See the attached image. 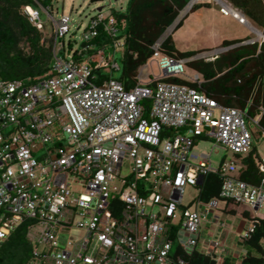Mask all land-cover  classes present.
Returning <instances> with one entry per match:
<instances>
[{"label": "built area", "instance_id": "1", "mask_svg": "<svg viewBox=\"0 0 264 264\" xmlns=\"http://www.w3.org/2000/svg\"><path fill=\"white\" fill-rule=\"evenodd\" d=\"M212 1L221 14L248 24L226 0H189L185 8ZM39 6L33 0L20 10L42 31ZM103 20L115 36L114 16L99 11L83 31L82 50L63 58L56 42L69 32L70 16L62 14L54 20L49 69L24 80L0 78V238L33 219L49 248L57 246L58 233L66 228L79 230L69 234L64 249L48 253L47 264H189L185 257L198 245L202 221L224 201L237 205L243 218L237 241H249L264 222V159L251 155L262 174L259 182L240 178L247 168L244 158L252 152L248 112L199 88L165 80L178 77L198 87L203 82L197 75L185 76L189 60L165 54L162 38L151 45L146 61L156 59L158 77L140 69L132 86L114 78L95 84V69L118 68L111 55H104L106 45L79 58L94 48L89 41ZM113 46L123 53L122 39H114ZM263 112L259 105L250 117L262 137ZM203 138L231 155L212 166L209 154L194 149L195 140ZM40 149L38 160L34 153ZM71 174L84 192L71 190ZM209 174L219 177L217 196L197 199L193 208L185 205V189ZM174 241L178 245L171 253Z\"/></svg>", "mask_w": 264, "mask_h": 264}, {"label": "trees", "instance_id": "2", "mask_svg": "<svg viewBox=\"0 0 264 264\" xmlns=\"http://www.w3.org/2000/svg\"><path fill=\"white\" fill-rule=\"evenodd\" d=\"M50 0H39L42 6H47ZM98 1V0H92ZM189 0H127L123 10L115 11L112 14L115 18L117 33L111 36L104 29V21L96 26V35L89 42L95 44L89 50L93 52L101 48L114 39H122L123 53L121 62L118 64L120 75L116 78L125 87L135 84L134 76L137 69L142 66L152 55L151 45L162 34L166 27L170 26L178 12L183 9ZM233 7L239 9L246 18L250 19L256 26L261 28L264 36V0H227ZM33 0H0V78L20 79L33 77L46 72L48 66L40 67L38 62V50L41 43V32L30 24L21 13L20 6L32 4ZM209 3H199L193 6H208ZM152 16V25H145L146 13ZM181 25V19L174 25L176 29ZM29 41L32 53L25 56L17 48L20 38ZM242 39L223 40V47L241 42ZM162 51L175 58L191 57L201 50L178 51L175 49L171 35L165 36L161 42ZM254 62L253 71L248 73L247 65ZM187 64L202 74L204 79L200 87L196 83L188 82L182 78L172 77L165 80L179 83H186L195 88H199L212 94L219 102L245 108L249 97L256 86L251 104L248 106V114L254 116L259 105L264 107V40L253 42L250 45H240L234 47L227 54L217 56L213 60H192ZM103 68L94 71L99 73L100 78L107 77L106 73H101ZM104 70V69H103ZM111 78V77H110ZM241 81L238 82L237 80ZM260 126L264 129V112L259 119ZM244 158L247 164L246 170L240 174V178L247 182H259L262 174L259 173L251 157ZM219 190V177L215 174L206 175L202 181L199 199L208 200L216 196ZM27 222L18 225L8 236L0 247V264H25L32 250L28 245ZM245 255L242 256L238 264H264V222L256 229L251 239L243 243ZM189 264H217L214 256H209L198 250H194L185 257ZM221 264H236L237 260L231 256L221 259Z\"/></svg>", "mask_w": 264, "mask_h": 264}, {"label": "rangeland", "instance_id": "3", "mask_svg": "<svg viewBox=\"0 0 264 264\" xmlns=\"http://www.w3.org/2000/svg\"><path fill=\"white\" fill-rule=\"evenodd\" d=\"M127 0H98V1H92V0H50L47 6H39L40 7V17L41 21L43 23V28L41 32V43L39 41L40 49L38 50V62L40 64V67H46L49 64L50 61V52L52 53L53 50V40H54V20H57L60 18L62 14H67L70 16L69 21V32L64 35V37L57 38L56 47L59 48L57 51L58 56L66 58L69 53H73L75 50L81 51L82 47L84 46L85 42H83V31L85 27L89 23L90 17L96 15L99 11L97 10L98 7H101L100 12L103 16H108L109 14H114L115 11L123 10L126 7ZM210 5L208 7H212L215 10L218 11V13H214L212 11L213 15L217 19L218 22V28L220 29V34L222 36H225V34L228 32L232 37H235L236 39H242L241 43L237 42L235 43L236 46H240L243 44L250 45L251 42H261L263 41V35L258 36L256 35L252 27H256L261 31V28L259 26H256L253 22L252 24H240L235 19H233L231 16H225L219 12L220 5L217 2H210ZM196 7H194L195 9ZM191 11V9H186L185 7L181 9L178 12V15L176 16L174 22L165 28V30L160 34L158 38H164L168 34L171 35V31H173L174 25L178 22V20L182 17L183 14L186 12ZM192 12V11H191ZM190 12V13H191ZM22 13V11H21ZM51 16H49L48 14ZM23 14V13H22ZM190 15V14H189ZM152 16L148 12L145 16V25L151 26L152 25ZM181 26V25H180ZM179 26V27H180ZM179 27H177L175 30H177ZM206 29H202L201 31L195 32L193 30H189L187 35L182 38V40H179L178 43H176L177 47L179 48H192V49H201V52L197 53L194 56H191L189 61L200 59V60H210V55H212V51L215 49H218V56L222 54H227L230 52L234 47L228 48V49H221L223 46L218 44H214L206 37ZM157 38V39H158ZM225 38V37H224ZM227 38V37H226ZM247 42L246 40H249ZM62 42H64V46H62ZM90 44L94 45L93 43L89 42ZM213 43V44H212ZM17 48L22 51V53L27 56L32 53V48H30L29 41L26 40L24 37L20 38L19 43L17 45ZM191 50V49H190ZM90 52L86 51L84 52L79 58L80 59H87L88 54ZM104 55L108 56L111 55L112 59L119 63L121 62V56L122 53L119 51L114 50L113 42H109L106 44V47L104 49ZM53 61V59H52ZM51 61V63H52ZM254 62L251 61L247 65L248 73L253 71ZM141 69V74L146 75L150 74L153 77H158L160 75V70L158 68L157 62L155 58H151L147 63H144L142 66H140L137 69V72ZM106 73L108 78H114L116 79L120 75L119 69L114 68H105L104 70H101V73ZM136 72V74H137ZM95 75V84H100L103 78H100L99 73L95 72L93 73ZM135 74V75H136ZM194 75H197L200 77V80L202 79V75L198 73L197 70H195L192 66L189 64H186L185 66V76L187 78H192ZM245 111L248 112V107L245 106ZM252 115L248 114V116L245 117V121L247 124V127L250 129V131L253 133V140H252V153H254L258 158L264 159V137L259 136L257 133V130L259 129L258 125H256L254 122L251 121L250 117ZM178 132L184 133L183 129H179ZM172 133H175L173 130ZM214 142L212 139L209 138H203V139H196L195 140V146L194 149L198 152H204L210 155V161L212 166H216L222 159L229 157L231 155V152H229L226 149L220 148V147H214ZM43 155V150L40 149L37 152L34 153V157L38 160H41ZM124 166V170H125ZM69 182H70V188L71 190L77 195L80 192H84V186L83 184L77 182V180L74 179L73 175H69ZM197 192L196 187L190 188L187 187L185 189V192L183 194V203L186 205L187 202L191 197L195 195ZM190 208H193V206H189ZM149 210V208H147ZM155 210V207L153 208ZM212 215L211 212L207 214V216L210 218ZM0 218H2V213H0ZM74 219H77L75 217ZM29 222H33L32 220ZM34 222H36L34 220ZM204 223V221H203ZM202 223V224H203ZM33 229L29 232V235L33 240H28V245L30 249L32 250L33 247L38 248L39 250L43 249L45 251L51 250V251H57L64 249L66 245V241L69 238V234L79 233V230H76L75 228L71 229H65L58 233V243L57 246L54 248H49L47 244L40 243L37 241V234L38 231L41 229L40 225L35 223L33 224ZM207 228L205 229V231ZM209 231V230H208ZM210 232V231H209ZM27 233V232H26ZM214 232L211 231V234ZM233 240V238H229L226 244L230 243V241ZM214 241H221L220 238L214 240ZM178 243L177 241H174L171 246V253H174L176 250ZM199 247V244L198 246ZM239 259H237V263L239 262Z\"/></svg>", "mask_w": 264, "mask_h": 264}, {"label": "crops", "instance_id": "4", "mask_svg": "<svg viewBox=\"0 0 264 264\" xmlns=\"http://www.w3.org/2000/svg\"><path fill=\"white\" fill-rule=\"evenodd\" d=\"M208 6H200V7H196L195 9H193L192 7L191 8L192 12L188 11L185 14H183L182 17L180 18L181 26L177 30H175L173 27L172 29L173 31H171L172 32L171 38H172V43L176 50L178 51H187L190 49L201 50V49L177 47L176 43H178L179 40H182V38L187 35L190 29L195 32L201 31L202 29H206L207 30L206 37L209 40H211V42H213L214 44H218L219 42L221 45L222 41L225 39L227 40L236 39L235 37H232V35H230V33L228 32L225 34V36H222L220 34V29L218 28L217 19L212 13V11H214V13H218V11ZM247 20L251 25L252 21L249 18ZM183 58L190 59L191 57H183ZM202 181L203 179L200 180L197 186L190 187L194 189L196 187L197 192L193 197L189 199L187 205L193 206L194 201L197 199L206 201L204 199H199L198 197L199 192L201 191ZM237 209L238 206L233 203L230 202L225 203L224 201H220L217 209L211 212L212 213L211 217L209 218L208 216H206L205 219L203 220L204 223L202 221L203 224H201L200 233H199L198 250L204 254H206L207 252L206 250H208L210 252V255L215 257L217 263L218 260L228 255L237 260L239 257H241V252L246 250L244 245L240 244L236 238L237 232L244 226L243 218L237 215ZM206 228L207 230L205 231ZM211 231H213L214 233L211 234ZM231 237L233 238V240H231L230 243L226 244L228 239ZM218 238L221 239L220 247L215 246L212 248V250H211V246L207 247V249L205 248L206 245H209L212 241Z\"/></svg>", "mask_w": 264, "mask_h": 264}, {"label": "clouds", "instance_id": "5", "mask_svg": "<svg viewBox=\"0 0 264 264\" xmlns=\"http://www.w3.org/2000/svg\"><path fill=\"white\" fill-rule=\"evenodd\" d=\"M246 17V16H245ZM247 19V18H246ZM247 22H248V20H247ZM248 24H249V22H248ZM247 24V25H248ZM251 43H253V42H251ZM33 221V222H27V233H26V235H27V238L29 239V241H31V240H33V238H31L30 237V235H29V232L33 229V224H35V223H37V221L36 222H34V220L33 219H27V220H23L21 223H23L24 221ZM20 223V224H21ZM19 224V225H20ZM37 224H39V223H37ZM18 226V225H17ZM16 226V227H17ZM15 227V228H16ZM41 227V226H40ZM14 228V229H15ZM14 229H12V230H10L6 235H4L2 238H0V247H1V245H2V243H4L5 241H6V239L8 238V236L10 235V233L14 230ZM78 234V233H77ZM38 235H39V231H38V234H37V238H35V239H37V241L38 242H40V243H44V242H42V241H40V239H39V237H38ZM69 236H72V235H69ZM58 237V236H57ZM198 244H199V242H198ZM210 245L211 244H209V245H206V249H207V247H210ZM198 246V245H197ZM196 246V248L194 249V250H198V247ZM209 249V248H208ZM193 250V251H194ZM211 250H212V248H211ZM192 251V252H193ZM199 251V250H198ZM49 252H51V250H47V251H45V250H43V249H41V250H39L38 248H36V247H33L32 248V252H31V256L30 257H28V259H27V261L25 262V264H47V260H48V253ZM201 252V251H200ZM206 254L207 255H209V256H212V255H210V252L208 251V253L206 252ZM189 255V254H188ZM187 256V255H186ZM240 258V257H239ZM240 260V259H239ZM221 262H222V260L220 259V260H218V263L217 264H221Z\"/></svg>", "mask_w": 264, "mask_h": 264}, {"label": "water", "instance_id": "6", "mask_svg": "<svg viewBox=\"0 0 264 264\" xmlns=\"http://www.w3.org/2000/svg\"><path fill=\"white\" fill-rule=\"evenodd\" d=\"M100 9H101V7H98L97 8V10L98 11H100ZM263 40H264V38H263ZM247 42H249L250 41V39L249 40H246ZM253 42V41H252ZM241 43H246V42H241ZM234 46H236V44H232V45H229V46H226V47H222L221 49H228V48H231V47H234ZM220 48H218V49H215V50H213L212 51V55H210V56H217V52H218V50H219ZM200 182V179H199V181H198V183Z\"/></svg>", "mask_w": 264, "mask_h": 264}, {"label": "bare ground", "instance_id": "7", "mask_svg": "<svg viewBox=\"0 0 264 264\" xmlns=\"http://www.w3.org/2000/svg\"><path fill=\"white\" fill-rule=\"evenodd\" d=\"M253 30V32L258 35V36H261L262 33L260 31H258L257 29H255L254 27L251 28ZM264 37V36H263Z\"/></svg>", "mask_w": 264, "mask_h": 264}]
</instances>
